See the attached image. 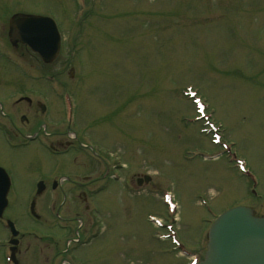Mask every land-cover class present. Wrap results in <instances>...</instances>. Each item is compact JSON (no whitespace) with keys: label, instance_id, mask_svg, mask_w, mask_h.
<instances>
[{"label":"rangeland","instance_id":"374dc122","mask_svg":"<svg viewBox=\"0 0 264 264\" xmlns=\"http://www.w3.org/2000/svg\"><path fill=\"white\" fill-rule=\"evenodd\" d=\"M17 13L56 18L62 50L49 67L24 46L10 44L9 19ZM21 54L23 67L46 79L68 85L76 77L77 127L107 150L121 151L124 176L129 170L152 177L149 185L130 188L142 195L125 188L109 195L101 237L64 262L67 246L44 236L64 232L43 211L41 199L36 205L38 213L45 212L41 219L30 215L21 149L10 148L0 135V166L14 182L4 218L19 226L23 264H190L192 258L172 241L152 236L157 228L148 223L149 213L170 223L164 189L178 199L177 227L188 252L200 250L205 228L218 214L244 205L264 215V0H0V86L16 81L34 95L49 93L46 82L27 71L23 76L5 61L20 63ZM186 86L191 88L184 95ZM197 96L207 103L205 119L185 123L197 114ZM212 123L222 130L219 144ZM65 163L74 168L70 160ZM71 202L61 214L75 219ZM9 239L0 224V264H8L3 251ZM205 250L206 243L201 255Z\"/></svg>","mask_w":264,"mask_h":264},{"label":"flooded vegetation","instance_id":"af4514ba","mask_svg":"<svg viewBox=\"0 0 264 264\" xmlns=\"http://www.w3.org/2000/svg\"><path fill=\"white\" fill-rule=\"evenodd\" d=\"M28 105L32 108L33 102H28ZM23 110L24 113L20 116V120L23 122V131L21 133V130H18L15 124L14 129H11L7 128L6 124L2 122L8 135H11L12 133L17 135L18 131L20 136H23L25 139L27 138V132L29 130L26 127L28 124L38 119V113L30 112L29 118L28 115L26 116V110L28 109L24 108ZM41 132L42 129L39 128L33 131L32 134L35 135L34 140L38 138ZM45 134L47 136L49 135V137H58L57 132H49ZM27 146V142L23 144V153L21 156L23 164V181L26 179V181L28 180L30 182L37 183L39 181L43 183V191L40 194L35 192L36 196L32 194V197L34 196L36 201L41 199L45 207V210L43 209V211L54 214L55 218L62 220L64 227L70 229L75 228V224L78 222L79 224L76 227V233H78L80 237L78 243L80 245H86L82 239L86 240L85 238H87L90 240L91 238L90 235L92 228L97 222V219L93 216L98 215L107 207V199L105 200V205L100 206V209L93 204L95 199L101 201L102 196L103 198L107 196V193L103 192V190H106V187L103 188V186L98 185L102 184L105 178V174L102 176V168L86 165L85 161L79 162L74 168L62 166L58 158H60L61 152L63 155V152H66L67 150L63 149L61 151L60 147L55 144H53V147L58 152L60 151L55 157L48 155L47 152L38 145L35 146L33 151L28 153L25 151ZM71 201H73V205L69 207L70 211L77 215L75 216V219L65 218L61 214V212L64 211L65 204ZM41 208L43 207L41 206ZM20 244L21 242L19 241V253H21L20 249H22ZM21 245L24 247V241ZM19 264H23V261L20 260Z\"/></svg>","mask_w":264,"mask_h":264},{"label":"water","instance_id":"95a60500","mask_svg":"<svg viewBox=\"0 0 264 264\" xmlns=\"http://www.w3.org/2000/svg\"><path fill=\"white\" fill-rule=\"evenodd\" d=\"M10 27L14 42L23 41L45 59L56 57L60 35L52 19L18 16ZM3 173L0 170V194L5 199L9 184ZM199 264H264V217H254L245 207L224 213L210 230L208 251Z\"/></svg>","mask_w":264,"mask_h":264}]
</instances>
